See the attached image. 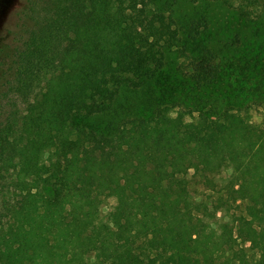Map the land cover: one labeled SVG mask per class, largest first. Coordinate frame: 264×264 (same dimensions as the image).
I'll use <instances>...</instances> for the list:
<instances>
[{
    "label": "trees",
    "instance_id": "16d2710c",
    "mask_svg": "<svg viewBox=\"0 0 264 264\" xmlns=\"http://www.w3.org/2000/svg\"><path fill=\"white\" fill-rule=\"evenodd\" d=\"M203 22L182 38L151 0H21L0 38V264H264V121L208 114L202 74L165 73ZM126 88L151 114L114 120Z\"/></svg>",
    "mask_w": 264,
    "mask_h": 264
},
{
    "label": "rangeland",
    "instance_id": "374dc122",
    "mask_svg": "<svg viewBox=\"0 0 264 264\" xmlns=\"http://www.w3.org/2000/svg\"><path fill=\"white\" fill-rule=\"evenodd\" d=\"M156 10L170 13L179 28L181 37H187L189 25L194 20H203L197 37V45L187 47L177 43L169 50L165 58V73L169 72L173 82L188 80L193 75L202 74L203 86L195 87L197 102L203 110L210 109L211 114L219 112L227 105L236 108L249 107L251 118L255 122L264 121V0L257 6L242 7L239 2L228 5L218 0H151ZM21 0H0V38L15 28L17 12ZM210 49L212 58L207 60L199 51L191 54V49ZM171 81V82H172ZM143 90L126 88L121 91L113 106L114 120L121 117L151 114ZM184 98V96H182ZM186 98L183 100L185 101ZM192 100V99H191ZM194 101V100H193ZM211 107V108H210ZM196 113V112H194ZM114 117V115H112ZM104 122V120H103ZM229 172L217 177V182ZM195 189V197L204 196V188ZM206 193H212L206 190ZM116 203L114 197L103 201L101 214L109 212ZM244 204L240 209H242ZM227 220L223 213L210 220L215 226Z\"/></svg>",
    "mask_w": 264,
    "mask_h": 264
}]
</instances>
